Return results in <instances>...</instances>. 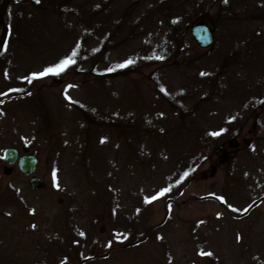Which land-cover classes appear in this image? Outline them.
<instances>
[{"label": "rangeland", "instance_id": "obj_1", "mask_svg": "<svg viewBox=\"0 0 264 264\" xmlns=\"http://www.w3.org/2000/svg\"><path fill=\"white\" fill-rule=\"evenodd\" d=\"M0 264H264V0H0Z\"/></svg>", "mask_w": 264, "mask_h": 264}, {"label": "water", "instance_id": "obj_2", "mask_svg": "<svg viewBox=\"0 0 264 264\" xmlns=\"http://www.w3.org/2000/svg\"><path fill=\"white\" fill-rule=\"evenodd\" d=\"M188 32L195 42V44L200 48H207L213 43V31L212 28L204 21H197L192 24L185 25ZM228 146L236 147L237 143L234 138H229ZM21 154L18 155V150L15 147H6L2 151L1 160L5 164L2 168L3 174H8L11 169L9 166L13 164L16 169L24 176H28L27 185L32 190H38L43 182L39 177L32 175L35 169V156L34 154L28 153V147L22 146L20 148ZM220 159H225V153L222 152L219 156Z\"/></svg>", "mask_w": 264, "mask_h": 264}, {"label": "snow or ice", "instance_id": "obj_3", "mask_svg": "<svg viewBox=\"0 0 264 264\" xmlns=\"http://www.w3.org/2000/svg\"><path fill=\"white\" fill-rule=\"evenodd\" d=\"M36 2L39 3V0H36ZM225 2H227V0H225ZM75 56H76V52H73L71 57L62 60L55 67H50V68L45 69L44 72H42L38 75L39 76H47L49 74L58 75L59 73L63 72L70 64L75 63V59H74ZM128 63L130 64V63H132V61L130 60V61H128ZM125 66H127V65H120V67H125ZM202 75H204V74L202 73ZM33 78H37L35 74H34ZM29 82H31V79H29ZM219 134L220 133H213V135H219ZM184 175L187 176L188 173H185ZM169 190L170 189L162 190L160 193H158L157 196L152 197V200L158 199L160 196L165 195ZM146 202L150 203L151 201H146ZM81 235H83V234H81ZM201 255H211V253H203L202 252Z\"/></svg>", "mask_w": 264, "mask_h": 264}]
</instances>
